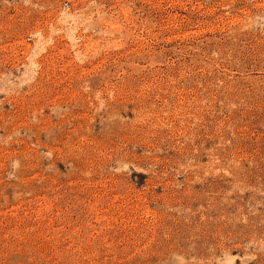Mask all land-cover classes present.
Returning a JSON list of instances; mask_svg holds the SVG:
<instances>
[{
  "label": "rangeland",
  "instance_id": "obj_1",
  "mask_svg": "<svg viewBox=\"0 0 264 264\" xmlns=\"http://www.w3.org/2000/svg\"><path fill=\"white\" fill-rule=\"evenodd\" d=\"M0 264H264V0H0Z\"/></svg>",
  "mask_w": 264,
  "mask_h": 264
}]
</instances>
